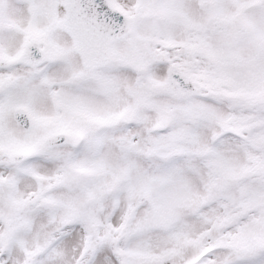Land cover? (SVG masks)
<instances>
[{"label":"snow or ice","instance_id":"snow-or-ice-1","mask_svg":"<svg viewBox=\"0 0 264 264\" xmlns=\"http://www.w3.org/2000/svg\"><path fill=\"white\" fill-rule=\"evenodd\" d=\"M0 264H264V0H0Z\"/></svg>","mask_w":264,"mask_h":264}]
</instances>
